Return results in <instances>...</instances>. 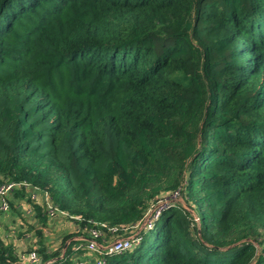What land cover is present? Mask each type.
<instances>
[{"label":"trees","instance_id":"obj_1","mask_svg":"<svg viewBox=\"0 0 264 264\" xmlns=\"http://www.w3.org/2000/svg\"><path fill=\"white\" fill-rule=\"evenodd\" d=\"M4 182L80 230L182 186L190 210L103 264H264V0H0ZM0 264H21L1 239Z\"/></svg>","mask_w":264,"mask_h":264},{"label":"built area","instance_id":"obj_2","mask_svg":"<svg viewBox=\"0 0 264 264\" xmlns=\"http://www.w3.org/2000/svg\"><path fill=\"white\" fill-rule=\"evenodd\" d=\"M20 187L29 190L28 194L33 202L42 201L48 216L53 217L56 214L67 216L65 212L60 211L53 205L47 192L31 187L26 182H4L0 184V209L4 211L9 209V197ZM181 189L182 186H179L177 190L159 195L150 203L143 216L134 223L108 225L102 222L83 230H80L78 225L75 224L77 232L83 231L86 233L85 243L83 246H78L77 248L83 247L88 252L93 253L95 255L93 264H103L102 257L104 255L131 250L139 244L142 234L154 227L164 210L178 203L186 210H190L187 205L181 202ZM37 191L41 193V200L38 198ZM192 215L194 220L197 221V217L193 213ZM18 258L21 264H43L35 251H29Z\"/></svg>","mask_w":264,"mask_h":264},{"label":"crops","instance_id":"obj_3","mask_svg":"<svg viewBox=\"0 0 264 264\" xmlns=\"http://www.w3.org/2000/svg\"><path fill=\"white\" fill-rule=\"evenodd\" d=\"M29 190H25L22 196L19 190H15L9 197V209H0V239L4 244L13 246L18 257L28 253L32 248H37L40 240L48 251L60 250V257L68 244L71 242L72 264H93L95 255L88 252L83 247L85 243V233L77 232L76 225L67 216L56 214L53 217L47 215L42 201L33 202L29 197ZM41 200V193L37 191ZM44 209L46 223L43 225L38 218L36 206ZM37 231H40L41 236ZM71 235L63 244V238ZM81 250V252H78Z\"/></svg>","mask_w":264,"mask_h":264},{"label":"rangeland","instance_id":"obj_4","mask_svg":"<svg viewBox=\"0 0 264 264\" xmlns=\"http://www.w3.org/2000/svg\"><path fill=\"white\" fill-rule=\"evenodd\" d=\"M181 202H182L184 205H186V204H185V201L183 200V198H182V201H181Z\"/></svg>","mask_w":264,"mask_h":264}]
</instances>
